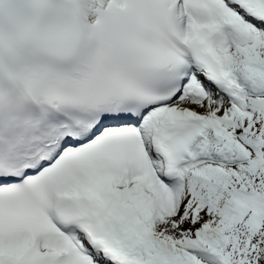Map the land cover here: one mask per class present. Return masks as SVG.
Wrapping results in <instances>:
<instances>
[{
    "label": "snow or ice",
    "instance_id": "6c2138e0",
    "mask_svg": "<svg viewBox=\"0 0 264 264\" xmlns=\"http://www.w3.org/2000/svg\"><path fill=\"white\" fill-rule=\"evenodd\" d=\"M0 264H264V0H0Z\"/></svg>",
    "mask_w": 264,
    "mask_h": 264
}]
</instances>
